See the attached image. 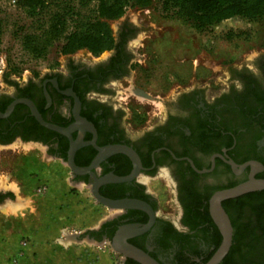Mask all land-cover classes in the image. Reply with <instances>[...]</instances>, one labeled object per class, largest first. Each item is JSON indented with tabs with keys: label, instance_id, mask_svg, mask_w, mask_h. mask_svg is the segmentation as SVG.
I'll return each instance as SVG.
<instances>
[{
	"label": "flooded vegetation",
	"instance_id": "obj_1",
	"mask_svg": "<svg viewBox=\"0 0 264 264\" xmlns=\"http://www.w3.org/2000/svg\"><path fill=\"white\" fill-rule=\"evenodd\" d=\"M141 33L146 25L126 18L112 33L109 51L61 55L55 68L0 79V150L44 149L66 168L73 187L89 195L97 182L130 177L99 185L98 195L148 209L112 212L110 220L81 236L109 247L123 238L125 246L114 252L120 264H139L132 251L158 264H206L222 241L210 214L213 195L250 177L264 180V54L253 67L231 69L226 89L217 94L177 86L170 95L147 87L144 43L150 37L139 40ZM138 99L146 110H132ZM113 147L130 155L109 154L83 174L67 166L72 149L73 165L84 170ZM166 188L177 205L174 217L162 203ZM12 198V190L0 191V205ZM221 208L232 241L219 264H264V191L224 200Z\"/></svg>",
	"mask_w": 264,
	"mask_h": 264
},
{
	"label": "rangeland",
	"instance_id": "obj_2",
	"mask_svg": "<svg viewBox=\"0 0 264 264\" xmlns=\"http://www.w3.org/2000/svg\"><path fill=\"white\" fill-rule=\"evenodd\" d=\"M18 1L0 0V79L23 77L25 71L39 73L64 60L61 41L54 42L42 58L32 57L22 46L25 34H40L41 23L42 29L47 27L50 14L57 11L55 4L62 0H45L40 24L26 16ZM72 1L82 15L90 17L97 4L92 0L87 8L79 9L78 0ZM126 18L146 25V33L138 37H150L144 43L148 62L143 74L147 87L156 92L164 88L173 95L177 86H195L207 95L217 94L226 89L231 69L253 67L264 54V18L248 21L235 17L197 30L176 9H166L161 0H153L147 9L128 6L120 19L109 23L111 32ZM71 29L72 24L68 31ZM83 53L78 51L75 57ZM138 69L144 68L138 65ZM138 100H133L132 110H146V102ZM0 189L13 191L10 201L21 209L16 219L26 222L16 228L13 247L18 251L9 261L12 264H19L20 259H25L21 264H120L108 245H93L87 243V236L81 237L112 212H105L82 186L73 187L66 168L46 156L44 149L0 150ZM166 191L162 203L170 206L174 217L177 205L172 191ZM66 233L81 239L64 241Z\"/></svg>",
	"mask_w": 264,
	"mask_h": 264
},
{
	"label": "trees",
	"instance_id": "obj_3",
	"mask_svg": "<svg viewBox=\"0 0 264 264\" xmlns=\"http://www.w3.org/2000/svg\"><path fill=\"white\" fill-rule=\"evenodd\" d=\"M153 0H97L92 16L82 15L72 0L56 3L47 27L42 29L39 16L45 0H19L26 16L40 24V34L28 33L22 46L34 58H42L54 42L61 41V55L88 51L97 56L114 46L109 23L120 19L126 8L147 9ZM58 2V1H57ZM92 0H78V8H87ZM166 9H176L197 30H204L226 20L239 17L248 21L264 18V0H161ZM72 29L68 31L69 25Z\"/></svg>",
	"mask_w": 264,
	"mask_h": 264
},
{
	"label": "water",
	"instance_id": "obj_4",
	"mask_svg": "<svg viewBox=\"0 0 264 264\" xmlns=\"http://www.w3.org/2000/svg\"><path fill=\"white\" fill-rule=\"evenodd\" d=\"M49 128L65 136H68L67 130H62V129H58L54 127H49ZM118 152H122V153L130 155L129 152L123 148H119V147L108 148L104 150L102 155L98 157L88 169L80 170V169H77L73 165V162H72L73 149H72L70 156H69L67 166L73 172L77 174H83V173L88 172L91 168L95 167L97 163L100 162V160L103 159L105 156L109 154H113V153H118ZM129 179L130 177L104 179L100 182H97L95 186L89 187L91 195L98 204L106 207L111 212H119V211H122L123 209H138V210L146 211L148 209L147 206L141 202L128 201V200L112 201V200H108V199H104L100 197L97 193V187L101 184L122 183V182L128 181ZM259 191H264V180H255L253 177H250V179L245 183H242L238 186H235L227 190L217 192L216 194L213 195V197L210 200V214L213 219V222L215 223L216 227L218 228L221 234L222 241L217 251L214 253V255L210 258V260L206 264H219L224 259V257L227 255L229 248L231 246L232 228H231V225H230V222L227 216L225 215V213L223 212L221 208V202L227 199H233V198L243 196L245 194L259 192ZM113 216L115 215L111 214L106 219L102 220L101 223L98 225V227L105 221L110 220ZM78 238H79L78 235L69 236V239L75 240V241H78ZM86 241L95 243L94 241L88 240V239H86ZM97 245H100V244H97ZM109 245L112 251L119 253L121 252V249L119 248V246H125V240L123 238L116 237L111 243H109ZM130 253L133 254L134 259L139 264H158L152 259H150L148 256L143 255L141 253H138L135 251H132Z\"/></svg>",
	"mask_w": 264,
	"mask_h": 264
},
{
	"label": "crops",
	"instance_id": "obj_5",
	"mask_svg": "<svg viewBox=\"0 0 264 264\" xmlns=\"http://www.w3.org/2000/svg\"><path fill=\"white\" fill-rule=\"evenodd\" d=\"M0 191H5V189H0ZM20 210L19 206L10 200H6L0 205V264H12L9 261H11L13 257L16 258L18 249L13 247L15 245L14 238H16L14 235L18 236V234L15 233L17 231L16 228L26 223L22 219H16V215L20 214ZM74 235L75 234L71 235L66 233L64 241L68 240L74 243L75 240L69 239V236ZM87 243L97 245L92 242ZM26 256H28L27 253H25V257ZM18 261V263L21 264L25 259H20Z\"/></svg>",
	"mask_w": 264,
	"mask_h": 264
},
{
	"label": "bare ground",
	"instance_id": "obj_6",
	"mask_svg": "<svg viewBox=\"0 0 264 264\" xmlns=\"http://www.w3.org/2000/svg\"><path fill=\"white\" fill-rule=\"evenodd\" d=\"M160 106V105H159Z\"/></svg>",
	"mask_w": 264,
	"mask_h": 264
}]
</instances>
